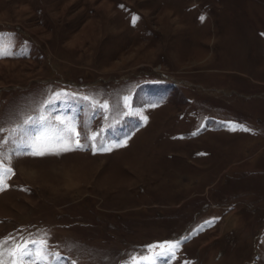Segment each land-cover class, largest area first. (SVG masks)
I'll list each match as a JSON object with an SVG mask.
<instances>
[{"label":"rangeland","instance_id":"rangeland-1","mask_svg":"<svg viewBox=\"0 0 264 264\" xmlns=\"http://www.w3.org/2000/svg\"><path fill=\"white\" fill-rule=\"evenodd\" d=\"M0 48L7 248L132 264L179 241L156 264H264V0H0ZM57 116L83 147L28 154Z\"/></svg>","mask_w":264,"mask_h":264},{"label":"snow or ice","instance_id":"snow-or-ice-1","mask_svg":"<svg viewBox=\"0 0 264 264\" xmlns=\"http://www.w3.org/2000/svg\"><path fill=\"white\" fill-rule=\"evenodd\" d=\"M139 19L137 16L132 17V23L135 24ZM201 21L204 20V17H200ZM13 53L5 48H0V56H10ZM62 95L61 93H55L51 100L46 101V104L53 103ZM87 99V98H85ZM127 100V98H125ZM155 106V105H153ZM102 107L107 108L108 105L105 103ZM40 121H46L47 117H40ZM56 120L60 122L63 126L62 128L54 132H42L41 134L35 135L28 142L27 146L32 149L28 154L41 156L49 153H59L60 151H71L73 148H82L83 145L80 142L79 136L81 133L76 132L75 126L68 122L65 124V121L59 116L56 117ZM145 122H147V117H144ZM29 123V121H25ZM44 127L43 123L40 125ZM232 130L242 129L244 131H250L247 128H244L243 125H238L230 123ZM16 129H12L14 133ZM195 134V133H194ZM71 136L72 138H66ZM95 139V136L92 137ZM126 143V141H125ZM123 145H113V147H119ZM94 151H111V148L101 146L99 149L94 148ZM13 174L11 167H2L0 166V190L8 187V184L5 182L9 175ZM14 239V238H10ZM187 239V238H185ZM30 245L34 247H30ZM180 246L179 241L170 243H162L159 245H149L150 250L159 248V252H150L149 255L142 256L139 259L133 257L132 264H141V262H146V264H156L158 257L169 256L175 252ZM47 241L46 239L40 240H24L21 239L20 242L14 243L11 248L6 247V242H0V264H7L4 257L8 256L11 258L10 264H47L48 255L46 253ZM55 255V254H53ZM169 258H171L169 256Z\"/></svg>","mask_w":264,"mask_h":264}]
</instances>
